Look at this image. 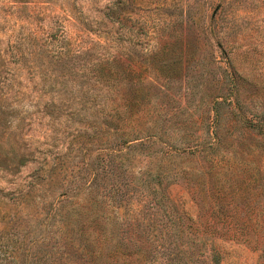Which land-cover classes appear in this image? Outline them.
I'll return each instance as SVG.
<instances>
[{
	"label": "rangeland",
	"instance_id": "rangeland-1",
	"mask_svg": "<svg viewBox=\"0 0 264 264\" xmlns=\"http://www.w3.org/2000/svg\"><path fill=\"white\" fill-rule=\"evenodd\" d=\"M134 86L162 134L125 144L107 101ZM216 95L234 111L212 150ZM206 187L225 214L264 207V0H0V264H101L92 227L118 264H264L201 223Z\"/></svg>",
	"mask_w": 264,
	"mask_h": 264
},
{
	"label": "trees",
	"instance_id": "trees-1",
	"mask_svg": "<svg viewBox=\"0 0 264 264\" xmlns=\"http://www.w3.org/2000/svg\"><path fill=\"white\" fill-rule=\"evenodd\" d=\"M170 46L171 42L164 44L163 50L165 48L168 49V47ZM10 49H12L13 53L16 55V60L18 64L23 65L24 59L26 58V52L22 50L21 44L18 42H8L6 52H8ZM164 63L166 64L165 61ZM228 63L229 65L227 66V68H222L226 72V77L232 82V89H234L236 85V79L233 75L234 72L232 71V64L230 62ZM108 74L111 75V72L109 70ZM211 103L213 111V121L211 124L212 130L210 134L212 135V140L210 141L208 148L212 150H217L220 146V128L222 124V117L224 116V113L221 110L223 107L228 106L227 109L230 113L234 111V104L230 99H227V97L221 95L214 96L212 98ZM107 105L111 107V113L108 115L110 120L109 122L110 124L115 126L111 127L114 132L113 135H116V132L118 131V127L115 122H117L118 124H124L129 121L127 125L128 131L125 135L129 137L127 139H124L125 144L145 141L151 137L157 136V134H162L160 125H158L159 117L155 118L157 115H154L152 119L148 118L151 113L148 111V107L145 105V103L142 102L139 87L134 86L124 90L119 89L115 99H110L109 101H107ZM133 118H136L135 122L132 124V126L129 127V124L134 120ZM144 128H147V131H144L143 135H139L137 132L144 130ZM169 147H171V145H169ZM212 150H209V152L206 153L208 149H193L189 150L186 155H194L196 154V152H198V154L200 152H203L208 155L212 153ZM165 154L171 155V150L165 151ZM207 155H203V157L207 158V160L210 162L207 163L210 164L207 168L210 172L209 177L217 178V176H219L220 174L219 171H216V169L218 168V164L216 163L217 157H208ZM205 173L207 172L205 171ZM209 188L210 187H206L205 190L207 191V196L209 198L210 205L208 207V211L205 212L204 210L203 219L201 220V223L204 224V222H206L207 224L211 225L210 228L214 227L213 230L219 229L217 227L220 226L223 229V232L220 233L221 236L238 240L241 239L243 240V242L247 243L252 247L264 248V207L261 203H258V201H260V197L263 194L261 193L260 195H258V193H256L258 201L254 203L255 207L249 209L239 208V211L235 214H232L230 211L225 214L222 210L219 209V207H217V205H219L220 203L219 200L222 197H220V195H217V190L215 193L212 194ZM212 188L214 189V187ZM224 198L225 200L227 199L226 197ZM69 201L72 204V207L69 209V211L68 209H66L65 212L68 211L70 213H84L85 211H87L86 209H84L85 206L91 204V201L89 199H87V201L85 202H81L80 199L76 200L73 197L69 198ZM78 208L82 209L78 210ZM64 217L65 213L63 214V216L60 215V225L62 226L61 230L66 233V228H68L70 225L65 221ZM85 227L86 225L85 223H83V226L80 227V231L83 232ZM86 233L87 232L85 231L83 234ZM88 235V238H91V242L95 246L91 255L94 260L99 261L100 263L102 262L101 264H118V261L120 260L121 247H116V251L110 254L109 247L111 245L109 246V244L107 243L108 237H106L105 232L99 231L96 227H92L89 230ZM212 246L214 251V254L212 256L213 260L216 263H219V252L216 251V247H214V245ZM103 260H106L107 262H104Z\"/></svg>",
	"mask_w": 264,
	"mask_h": 264
}]
</instances>
